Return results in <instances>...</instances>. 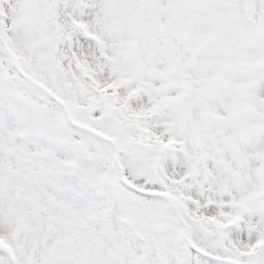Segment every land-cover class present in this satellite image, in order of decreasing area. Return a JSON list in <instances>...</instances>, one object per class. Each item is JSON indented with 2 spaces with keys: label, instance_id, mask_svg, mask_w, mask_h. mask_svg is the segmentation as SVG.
<instances>
[{
  "label": "snow or ice",
  "instance_id": "1",
  "mask_svg": "<svg viewBox=\"0 0 264 264\" xmlns=\"http://www.w3.org/2000/svg\"><path fill=\"white\" fill-rule=\"evenodd\" d=\"M0 264H264V0H0Z\"/></svg>",
  "mask_w": 264,
  "mask_h": 264
}]
</instances>
